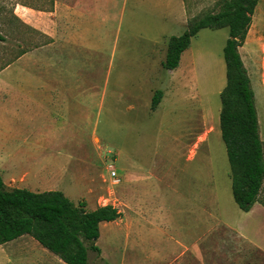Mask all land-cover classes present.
Masks as SVG:
<instances>
[{
    "label": "rangeland",
    "instance_id": "374dc122",
    "mask_svg": "<svg viewBox=\"0 0 264 264\" xmlns=\"http://www.w3.org/2000/svg\"><path fill=\"white\" fill-rule=\"evenodd\" d=\"M169 1V16L162 19L151 0H99L98 5L88 0L98 19L86 22L87 42L97 49L70 46L66 71L58 74L72 86V120L66 127H60L59 120L57 133L49 134L42 117L40 136L3 135L0 142L23 148L21 166L29 172L36 173L38 166L45 175L57 166L53 190H61L73 202H85L87 210L111 204L121 212L116 220L101 223L95 241L101 252L88 250L90 264H165L169 259L178 264L180 243L197 242L200 236L203 264H236L239 259L222 260L236 254H245L243 264H264L261 255L242 247L236 233L213 218L218 214L226 223L241 225L219 128V93L225 85L222 50L228 30L203 28L191 38L182 52L175 95L170 69L162 63L168 38L182 34L185 25L176 19L175 1ZM183 2L186 24L218 11L220 0ZM51 4L52 0H0V32L6 38L0 41V66L19 58L26 66L21 74L48 78ZM259 84L257 76H251L253 91ZM86 87L93 93L87 106L80 101ZM157 89L168 92L154 110L151 98ZM34 146H41L39 153H33ZM130 166L137 169L138 201L129 199ZM113 176L120 182L114 184ZM31 180L35 179H26ZM200 205L198 223L193 214L198 216ZM152 207L169 216L165 234L161 226L145 231L144 215L151 209L145 210ZM4 255L0 252V264L25 263L21 250L10 254L8 262ZM184 264H196L191 253L185 254Z\"/></svg>",
    "mask_w": 264,
    "mask_h": 264
},
{
    "label": "crops",
    "instance_id": "0c3cea01",
    "mask_svg": "<svg viewBox=\"0 0 264 264\" xmlns=\"http://www.w3.org/2000/svg\"><path fill=\"white\" fill-rule=\"evenodd\" d=\"M98 1L99 0H94L93 3L98 5ZM174 1V13L176 19H178L180 24L185 25L186 28L184 2L183 0ZM151 2H153L154 8L159 9V17L167 19L169 16V7L172 5V2L171 4L169 0H151ZM47 14L49 27L47 34L49 37L48 78H42L35 74L29 76L21 74L20 71L24 70L26 66L25 64L18 62L19 58H16L11 62H5L4 65L0 66V141L1 136L3 135L18 136L24 135L26 132L30 134L37 133L38 136H40L42 128L40 119L42 117L47 120L44 125L49 134L57 133L59 120H63L60 127H66L69 120L71 121L73 118L72 102L74 101V98L72 95V86L68 81H65V79H62L59 76H63V72L66 71L65 56L70 46L80 45L82 49L85 47L86 51L90 49L95 51V49H97V46L88 44L87 42L89 32L86 27V22L89 21V19L98 18L93 16L95 15L94 12L90 11L88 0H52L51 7L48 9ZM256 34H258L257 37ZM78 39L80 40L79 42H77ZM263 45L264 0H259L254 9L244 43L238 47V51L244 66L247 69L250 84L251 76H257L260 80V84L256 91L253 92L259 135L264 144ZM181 66L182 54L180 56L178 67L167 72L172 84L171 91L175 95H177V89L175 88V83H177L176 77L181 74ZM167 92L162 91V96L156 108L164 100ZM90 95H93V93L88 87H86L85 91L80 94V101L82 103L85 102L86 106L89 103ZM75 98L77 99L78 95H76ZM156 108L154 110H156ZM37 142H40V138H37ZM40 148L41 146H34L33 153H35V149H37L39 153ZM22 153L24 154L23 148L20 146H7L0 142V175L2 176L4 183H16L18 184V187L22 186L21 188H26L31 191L53 190V179L58 176L57 166H55L54 171L49 170L45 175H41L40 167H38L37 164H34L33 170L35 169V166H37V172H29V169L21 166ZM40 163L41 162L39 161L38 164ZM12 169L14 170L15 175H11ZM136 174V167L130 166L129 178L132 180H130L129 199L138 201L137 188L134 185ZM40 175L43 176V178H41ZM28 176H32L35 180L26 181ZM136 205L138 204L136 203ZM147 209H151V212H147L144 215L145 231L152 232V226L158 228L161 226L160 233L165 234L164 229L165 226L168 225L167 217L169 216L163 212L162 209L156 207L146 208L145 211H148ZM201 218L202 208L200 205L198 216L193 214V220H198V223H201ZM213 218L218 225L221 223L228 229L234 231L238 239H240L238 242L243 245L242 247L248 249L251 248L253 254H259V256L261 255L264 258V203L256 202L248 211L241 210V225L226 223L218 214H214ZM101 223L104 222H100L99 230L101 229ZM200 244L201 236L198 238L197 242L191 244L181 242V261H178L177 263L184 264L185 254L187 253L190 255L191 253L192 259L196 264H203ZM27 246H31V250H29ZM0 247V252L5 254L4 257H6L7 262L9 261L10 254L21 250V254L25 260V263L23 264H66L57 255L44 248L28 234L20 235L11 241L0 244ZM14 247L18 250H14ZM236 255V257L232 255L229 257L225 256L222 260L227 263L230 259H233L234 261L239 259L240 262L236 261V264H243L242 259L245 254ZM2 261L3 258L1 262ZM171 263L172 261L170 259L165 262V264ZM210 264L217 263L211 262Z\"/></svg>",
    "mask_w": 264,
    "mask_h": 264
},
{
    "label": "trees",
    "instance_id": "16d2710c",
    "mask_svg": "<svg viewBox=\"0 0 264 264\" xmlns=\"http://www.w3.org/2000/svg\"><path fill=\"white\" fill-rule=\"evenodd\" d=\"M258 1L220 0L218 11L188 19L182 34L168 38L162 63L166 69L178 67L182 52L200 29L227 28L222 50L225 85L219 93V128L229 163L232 197L243 211L256 202L264 203L263 141L254 92L238 51ZM5 39L0 32V41ZM161 96L162 91L157 89L151 98L152 109ZM120 216L121 212L111 204L87 210L85 202L75 203L61 190L8 188L0 175V244L28 234L66 264H90L88 250L101 252L95 243L100 222L114 221Z\"/></svg>",
    "mask_w": 264,
    "mask_h": 264
},
{
    "label": "built area",
    "instance_id": "2783aa9c",
    "mask_svg": "<svg viewBox=\"0 0 264 264\" xmlns=\"http://www.w3.org/2000/svg\"><path fill=\"white\" fill-rule=\"evenodd\" d=\"M112 173H114V172H112ZM112 178H113L114 184H117L119 182V178L117 176H113Z\"/></svg>",
    "mask_w": 264,
    "mask_h": 264
}]
</instances>
